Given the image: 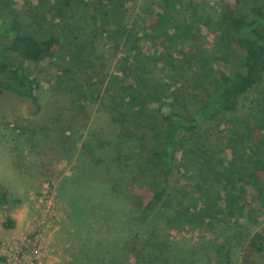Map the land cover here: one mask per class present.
<instances>
[{"label":"rangeland","instance_id":"rangeland-1","mask_svg":"<svg viewBox=\"0 0 264 264\" xmlns=\"http://www.w3.org/2000/svg\"><path fill=\"white\" fill-rule=\"evenodd\" d=\"M198 1L195 24L204 22L205 10L215 14L224 3H233ZM30 2L43 8L38 0ZM9 3L11 7L0 3V21L19 15L29 32L50 33L48 22L28 27V5L23 0ZM148 4L150 0H126L120 8L123 23L134 34L141 30L142 22L134 24L132 19L141 16ZM81 11L77 6L69 10L66 20L74 28L75 38L63 53L29 65L41 83L37 101L9 92L0 94V184L10 199L20 200L0 206V264H240L250 230L185 226L183 230L159 228L153 232L139 224L138 212L158 182V167L147 153L161 147L151 128L157 126V118L150 110L117 122L111 118V106L120 100L125 84L119 66L126 61L136 65L140 58L145 63L146 55L153 52L152 42L138 33L141 49L129 53L132 42L100 36ZM237 14L249 15L246 1H241ZM183 16L188 13H181ZM4 40L0 35V46ZM199 43L207 53L211 35ZM240 57L214 66L224 71L240 67ZM147 63L141 73L144 87L158 81L155 63ZM63 68L73 78L69 85L56 84L57 76H64ZM254 95L252 91L242 97L236 116L247 119ZM231 121L228 114L204 121L200 133L205 144L222 148L221 134L228 132ZM217 156L225 165L229 149ZM176 159L175 169L180 173L185 169L193 173L201 165V161L183 160L179 154ZM174 179L179 182L171 187L176 199L192 202L191 194L178 193L186 189L185 180ZM8 217L14 221L12 228L3 226ZM259 224L264 226V217ZM227 235L230 237L225 238Z\"/></svg>","mask_w":264,"mask_h":264},{"label":"trees","instance_id":"trees-1","mask_svg":"<svg viewBox=\"0 0 264 264\" xmlns=\"http://www.w3.org/2000/svg\"><path fill=\"white\" fill-rule=\"evenodd\" d=\"M23 1L28 5V27L48 22L52 30L47 36L29 32L19 15L0 21V35L5 38L0 46V94L9 92L23 100L37 101L41 83L29 65L60 55L73 42L74 28L66 20L72 7L87 15L86 22L94 24L100 36L132 42L129 53L141 49L138 33L142 32L143 38L152 42L153 52L146 55L145 63L140 58L136 65L126 61L119 66L125 84L120 100L111 106V118L117 122L150 110L157 118V126L151 128L161 147L150 148L147 153H151L148 160L158 167V182L137 211L139 224L153 232L159 228L183 230L185 226L250 230L240 264H264V226L259 224L264 217V0H244L249 6L248 16L237 14L242 0L226 2L215 14L205 10L204 22L199 24L194 22L199 15L198 0H150L141 16L132 19L134 24L142 22L135 34L123 23L120 8L126 0H38L43 8ZM1 2L10 6L12 0ZM42 9H46L44 13ZM181 13H188L189 21L188 16L180 17ZM207 34L212 43L205 53L199 41ZM239 55L240 67H226L224 71L214 66L227 65ZM149 61L155 63L158 81L144 87L141 73ZM63 71V77L57 76V85H69L73 80L65 75L68 70ZM252 91L255 95L244 120L236 116L237 111L242 97ZM223 114L231 116L232 123L228 132L221 134L224 142L218 149V144H205L200 128L204 121ZM226 149L230 157L222 165L224 160L217 155ZM178 154L183 160L201 161L199 169L176 172ZM176 176L186 182V189L178 193L191 194L192 202L177 200L171 191L173 183H179ZM10 202L18 204L20 200L10 199L0 184V206ZM3 226L12 228L14 221L8 217Z\"/></svg>","mask_w":264,"mask_h":264}]
</instances>
